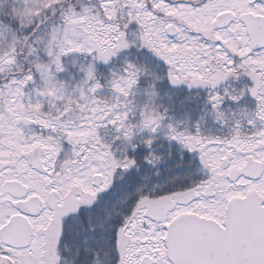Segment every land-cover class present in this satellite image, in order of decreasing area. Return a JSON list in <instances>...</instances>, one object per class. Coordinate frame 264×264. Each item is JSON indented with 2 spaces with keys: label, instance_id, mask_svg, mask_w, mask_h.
Segmentation results:
<instances>
[{
  "label": "snow or ice",
  "instance_id": "snow-or-ice-1",
  "mask_svg": "<svg viewBox=\"0 0 264 264\" xmlns=\"http://www.w3.org/2000/svg\"><path fill=\"white\" fill-rule=\"evenodd\" d=\"M0 264H264V0H0Z\"/></svg>",
  "mask_w": 264,
  "mask_h": 264
}]
</instances>
